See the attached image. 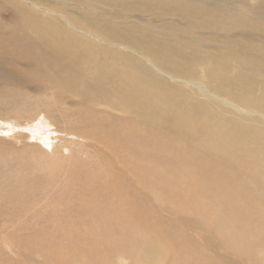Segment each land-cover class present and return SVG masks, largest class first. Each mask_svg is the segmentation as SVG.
I'll return each instance as SVG.
<instances>
[{"label":"bare ground","instance_id":"bare-ground-1","mask_svg":"<svg viewBox=\"0 0 264 264\" xmlns=\"http://www.w3.org/2000/svg\"><path fill=\"white\" fill-rule=\"evenodd\" d=\"M21 1L26 5L22 6L15 0H0V11L4 13L2 18L7 16L8 22L21 30L10 32L7 37L4 25L6 23L0 24V56L12 59V55L15 54L29 70L42 71L40 78L49 83L43 86L38 82V87L69 88L71 94H75L77 104H87L80 105L87 111L77 110L72 114V119H76L85 130H88L77 131L75 136L88 140L86 147L96 148L98 152L95 153L96 155L113 154L119 161L114 167L106 166L101 172L100 180L90 182L88 187L90 204H86L85 200L81 201L82 207L87 206L91 212L100 211L106 227L115 229L104 230L103 234L99 233L96 236L91 233L93 240L85 244L98 250L100 258L106 255L105 247L100 244L101 241L117 235L121 239L130 241L135 247L134 251L124 253L135 264L138 259L144 264H158L162 260L166 261L165 264H171L172 258L177 261L180 259L177 264H214L216 261L202 253L198 246L203 243L214 251V246L218 247L219 244L245 256L246 258L242 259L245 262L243 264H264V230L251 232L250 226L257 227L259 223L248 221L247 218H250L248 212L240 211L238 208L239 202L247 193L240 183V175L247 168L245 156L247 149L235 155L229 153L225 158L220 157L214 167H210L202 160L193 164L178 162L173 166L154 168L150 174L146 173V169L157 159L163 160L164 154L173 150L171 132L174 131L173 137L177 136L185 141L194 137L197 132H202L204 135V132L208 131V128L203 127L199 117V111L207 110L208 105L200 102L189 103L192 109L186 110L180 97V94L184 95L185 92L180 93L177 88L171 90L167 87L168 83L163 74L171 78L175 77L183 84H189L195 78L197 68L193 56L187 55L183 50L181 44L183 39L173 31L183 30L188 34L186 35L188 39L198 40L200 38L192 33L196 21H200L208 30L215 31L219 28L232 31L230 35H226L227 41L231 43L226 47L228 54H221L219 64L216 62L211 63L213 66L202 65L205 68L203 73L206 77L209 76L211 87L213 85L221 92L217 83L213 84V75H216L222 84L223 94L229 93L233 99H240L239 104L225 101L234 106L230 108L236 109L237 115L249 113L244 106H253V103L258 104L261 109L260 112L254 113L264 115V88L260 96L256 95L253 91V80L263 86L264 81L259 82L250 76L251 72L257 71L264 77V58L257 55L256 52L261 50L255 43L256 35L264 36V0H108L109 2L103 0L117 7L121 17L139 15L147 19L141 23V26L138 23H123L124 28L115 24L93 22L90 24L93 34L82 38L74 36L68 30L66 22L50 17L54 14V10L48 7V3L52 0ZM234 1L236 6L233 4ZM44 8H47L44 12L46 16L32 10ZM174 15L181 19L182 24L188 23L183 28H178L173 24ZM61 17L70 18L68 13L61 14ZM156 21L162 23L159 30H156ZM176 40L180 43L175 42ZM98 41L102 43H96ZM121 47L134 52L130 54ZM251 47L253 56L245 51V49L250 50ZM144 60L151 65V70L154 72L142 64ZM193 84L197 85L199 82L194 81ZM69 96L71 95H64L65 98ZM113 115H118V119L123 120V123L119 129L108 131L107 125L105 127L100 120L105 116ZM124 115H127L128 119H124ZM207 124L211 122L207 121ZM221 126H223L221 130H226L224 125ZM15 127L14 125L12 129ZM259 131L263 139L264 129L260 128ZM226 132H218V134L224 136ZM160 135L169 137L159 139ZM224 139L226 141L230 138L225 135ZM203 141L201 138L198 139L197 146ZM129 151L137 152L139 155L161 152L153 158L141 159L138 167H145V170H141L131 182L128 169L123 167L128 164ZM122 152H125V155H122ZM214 153L219 157L218 150H214ZM180 156L183 158L184 155ZM217 167L225 183L220 175L215 174ZM228 167H232L233 171L228 172ZM42 168L33 167L32 170L30 167L28 174L22 180L24 184L21 185L25 194L21 197L17 192L10 200L23 208L26 206V198L30 191L37 190L43 193L48 189L56 180L55 175L53 180L48 176L47 182L50 183L45 186L40 182V177L36 179L32 177L33 181H29L30 175ZM262 168L264 169V164ZM85 170H89L87 165ZM168 171L175 173L177 178L175 180L167 178L165 173ZM97 174L95 179H99ZM164 176L166 179H160ZM261 176H264V170L257 175L256 180L264 181ZM158 181L170 187L180 188L153 190L152 186ZM88 184L89 182L79 184L80 186L73 191L87 198L84 187ZM138 188L139 191H135ZM161 191L170 193L174 200H166L165 196L160 194ZM218 191H225L228 202L225 211L231 212V214L217 215L219 220L226 222L230 218L237 221L240 223L239 230L232 231L231 227L222 225L216 220H209L207 221L209 234L200 232L198 238L193 239L194 243L184 236V242H191V246L183 247L181 244L183 250L180 252H178L180 246L175 248L170 244V240L168 243L166 239L165 244L170 249L164 246L166 251L160 258L154 257L161 251H154L153 248L144 251V247L149 246L150 243L163 248V228L159 227L165 223L156 218V209L153 210L152 202L156 207L176 202L178 208L187 212L193 221L201 223L205 208L209 205L208 198ZM249 192L258 193L250 190ZM7 194L8 192L4 190L2 196L7 197ZM50 203L44 200L40 213L52 211ZM221 208L222 206H219V209ZM5 235L8 238L6 233ZM64 238L65 235L54 228L39 236L37 245L30 246L29 252L21 253L17 246L16 256L20 264H42L34 261L29 257L30 255H39L42 259L51 261V264H60L55 261L61 257L59 242L62 243ZM42 248H46L47 252L43 253ZM214 252L221 256L219 251ZM77 253L74 258L65 260L66 264L79 261L81 249H78ZM254 257L258 260L250 262ZM87 258L97 261L91 256ZM5 261H7L5 264H10L9 260ZM227 262L229 261H218L219 264ZM96 264L117 263L109 254L105 262ZM118 264H127V262Z\"/></svg>","mask_w":264,"mask_h":264},{"label":"rangeland","instance_id":"rangeland-1","mask_svg":"<svg viewBox=\"0 0 264 264\" xmlns=\"http://www.w3.org/2000/svg\"><path fill=\"white\" fill-rule=\"evenodd\" d=\"M15 1L20 2L22 6L26 5L21 0ZM233 4L236 6V1ZM48 7L54 10V14L50 17L66 22L68 30L74 36L81 38L93 34L90 28V24L93 22L115 24L124 28L123 23H138L141 26V23L147 19L139 15L121 17L118 14L117 7L109 5L103 0H52V2L48 3ZM32 10L45 15L44 12L47 8ZM63 13H68L70 18L61 17ZM3 14L0 11V24L6 23L4 25L6 26L7 37L10 32H20L21 30L13 27L14 25L8 22L9 18L7 16L2 18ZM187 23L183 22L182 24L181 19L174 15L173 24L178 28H183ZM155 26L156 30H159L162 23L156 21ZM231 32L219 28L215 31L208 30L200 21H196L195 28L192 29V33L200 38L198 40L188 39V34L183 30L173 31L174 34L183 39L181 43L183 50L187 55L193 56V61L197 64V68L195 78L189 84H183L177 78H171L163 74L168 83L167 87L171 90L177 88L180 93L182 91L185 92L184 95L180 94V97L183 102V108L186 110L192 109L188 105L189 103L200 102L208 105L207 108L204 107L207 110L199 111L203 127L208 128V131H205L204 135L202 132H197L194 137L185 141L177 136L173 137L172 133L174 131L171 132L173 150L166 152L163 160L157 159L153 165L146 169V173L150 174L154 168L173 166L178 162L193 164L202 160L210 167H214L218 164L220 157L225 158L229 153L235 155L241 150L247 149L245 155L247 168L240 175L241 187L247 193L239 202L238 208L240 211L245 210L248 212L250 216V218H247L248 221L259 223L257 227L251 225L249 228L251 232H255L256 230H264V192H262L264 181L256 180L257 175L264 170L262 168L264 164V138H261V132L259 131L260 128L264 129V115L254 113L261 110L256 103H253V106H244L249 113L237 115V110L230 108H234V106L227 102L239 104L240 99H233L229 93L224 95L222 84L216 75H213V84L217 83L221 92L213 85L211 87L208 81L209 76L206 77L204 75L203 69L205 68L202 67V65H212L211 63L216 62L219 64L218 61L221 59V54H228L226 47L231 45V43L227 41L226 35H230L229 33ZM210 33L213 35H210ZM175 42L180 43L177 40ZM96 43L102 42L98 41ZM255 43L258 49L261 50V52H256L257 55L264 58V36L256 35ZM109 44L115 45V43ZM123 51L130 54L134 52L127 49ZM245 51L250 52L253 56L252 47L250 50L245 49ZM12 56V59L0 56V264L7 263L5 260H9L10 264L17 261L19 263L17 262L16 264H20L21 262L16 256V253H18L17 246L21 253L29 252L28 248L30 246L37 245L39 236L54 228L65 235L63 242H59L61 257L55 262L66 264L65 260L74 258V255H78L77 250L81 249V258L79 261L73 262V264L105 262V258L109 254L117 264L119 262L135 264L130 257L124 254L130 250L134 251L135 247L130 244V241L121 239L117 235L101 241L100 244L105 247L106 255L100 258L98 250L85 244L93 240L90 236L91 233L96 236L99 233L103 234L102 231L104 230L115 229L106 227L100 211L91 212L87 206L82 207L81 201L85 200L86 204H90L88 194L90 182L100 180L101 172L106 166L114 167L119 163L113 154L109 156L96 155L95 153H98L96 148L86 147L88 140L75 136L77 131L87 132L88 130H85L76 119L73 120L72 114L77 110L78 112L87 111L80 106L87 104H77L75 94H71V90L67 87H38V82L43 86L49 83L40 78L42 71H31L20 62L21 59L17 55L13 54ZM142 64L151 70L152 67L146 60ZM151 71L154 72L153 70ZM236 76L239 77L237 73ZM250 76L259 82L264 81V77L257 71L251 72ZM194 81L199 82V84H193ZM263 88V85L253 80V91L256 95L260 96ZM64 95L71 96L65 98ZM118 118V115L105 116L100 122L105 127L107 125L106 130L114 131L116 128L119 129L123 123V120ZM123 118L128 119V116L124 115ZM130 121L133 120L130 119ZM207 121H210L211 124L208 125ZM14 125L16 127L12 129ZM221 125H224L226 130H221V127H223ZM224 131H227L225 135L230 138L226 141L224 139L225 135L220 136L218 134V132L222 133ZM168 137V135L166 137L160 135L159 139H168ZM200 138L204 141L200 146H197ZM214 150H218L219 157L215 155ZM160 152L139 155L137 152L129 151L128 164L123 167L128 169L131 182L135 180L141 170H145V167H138L141 159L145 157L153 158ZM121 154L125 155V152ZM181 154L184 155L183 158L180 156ZM85 165H87L89 170H85ZM30 167L32 170L33 167H43L35 173L37 176L35 174L30 175V182L33 181L32 177L34 179L40 177V182L44 183L43 186H45L50 183L47 182L48 176L53 180V175H55L56 180L43 193L37 190L30 191L26 198V206L21 208L18 203L10 200V198H14L13 194L17 192L20 193L21 197L25 194L21 185L24 184L22 180L28 174ZM75 167L77 169H74ZM231 170L233 171L232 167L227 168L228 172H231ZM52 172H55V174ZM97 172L99 173L97 174ZM96 174L99 179H95ZM215 174L220 175L225 183L221 171H218V167ZM165 175L170 180L177 178L175 173L169 171ZM166 177L164 176L160 179H166ZM261 178H264V176H261ZM87 182L89 184L84 187L87 198L73 191L80 186L79 184ZM54 187H57V189H54ZM165 188L176 190L180 187H170L168 184H162L159 181L152 186V189L156 191ZM4 190L8 192L7 197L2 196ZM249 190L252 192L258 191V193L253 194ZM135 191H139V188ZM160 194L165 196L166 200H174L173 196L168 192L161 191ZM44 200L51 202L52 211L40 213ZM208 202L209 205L205 208L201 223L193 221L187 212L178 208L176 202L158 205L157 207L152 202L153 210L156 209V218L165 223L162 227H159L163 228V248L161 249L159 245L150 243L149 246L144 247V251H149L151 248L154 251H161L154 257L160 258L166 249H170L165 244V239L168 243L170 240V244H173L175 248L181 244L183 247H189L191 242L185 243L184 236L193 242V239L198 238L200 232L205 235L209 234L207 229V221L209 220H216L222 225L231 227L232 231L240 229L239 222L230 220V218L226 222L220 221L217 216L231 214V212L225 211L228 204L225 191L215 192L212 197L208 198ZM219 206H222V208L219 209ZM122 243H124L123 246L118 248ZM197 243L199 244L198 241ZM164 246H166V249ZM181 246L178 252L183 250ZM217 246H214L215 249L213 250L219 251L221 256L211 251L203 243L199 244L198 247L202 253L216 261L214 264H219L218 261L222 260L229 261L225 264L245 263L242 260L246 258L245 256L225 246L219 244ZM41 250L43 253L47 252L46 248ZM87 256H91L97 261H91ZM29 257L42 264H51V261L44 260L39 255H30ZM255 260L258 259L254 257V259H250V262ZM179 262L180 259L177 261V259L172 258L171 264ZM165 263L166 261L162 260L158 264ZM136 264L144 263L138 259Z\"/></svg>","mask_w":264,"mask_h":264}]
</instances>
